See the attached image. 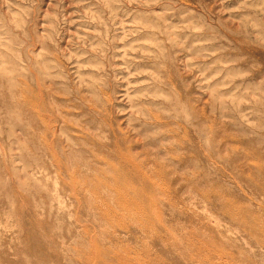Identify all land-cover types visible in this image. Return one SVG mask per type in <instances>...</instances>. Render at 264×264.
I'll list each match as a JSON object with an SVG mask.
<instances>
[{"label":"rangeland","instance_id":"1","mask_svg":"<svg viewBox=\"0 0 264 264\" xmlns=\"http://www.w3.org/2000/svg\"><path fill=\"white\" fill-rule=\"evenodd\" d=\"M0 264H264V0H0Z\"/></svg>","mask_w":264,"mask_h":264},{"label":"bare ground","instance_id":"2","mask_svg":"<svg viewBox=\"0 0 264 264\" xmlns=\"http://www.w3.org/2000/svg\"><path fill=\"white\" fill-rule=\"evenodd\" d=\"M109 182V181H108ZM114 182V181H113ZM107 184V183H106Z\"/></svg>","mask_w":264,"mask_h":264}]
</instances>
